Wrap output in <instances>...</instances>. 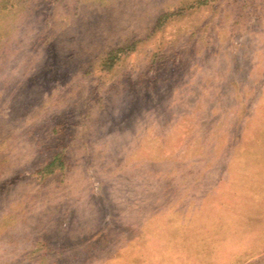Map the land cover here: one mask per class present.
I'll return each mask as SVG.
<instances>
[{
	"label": "rangeland",
	"instance_id": "obj_1",
	"mask_svg": "<svg viewBox=\"0 0 264 264\" xmlns=\"http://www.w3.org/2000/svg\"><path fill=\"white\" fill-rule=\"evenodd\" d=\"M0 264H264V0H0Z\"/></svg>",
	"mask_w": 264,
	"mask_h": 264
},
{
	"label": "trees",
	"instance_id": "obj_2",
	"mask_svg": "<svg viewBox=\"0 0 264 264\" xmlns=\"http://www.w3.org/2000/svg\"><path fill=\"white\" fill-rule=\"evenodd\" d=\"M164 16V15H163ZM162 16V17H163ZM111 58V61L112 59H114V55H111V56H108V59ZM107 60V59H106ZM61 162V158L60 156H54L49 162H47V164L45 165V168L48 170V171H52L57 165H59V163Z\"/></svg>",
	"mask_w": 264,
	"mask_h": 264
}]
</instances>
